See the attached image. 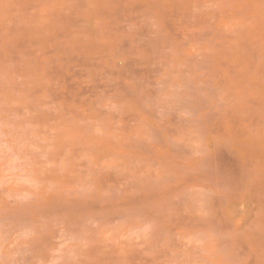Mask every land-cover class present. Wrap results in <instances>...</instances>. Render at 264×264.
<instances>
[{
  "label": "rangeland",
  "instance_id": "1",
  "mask_svg": "<svg viewBox=\"0 0 264 264\" xmlns=\"http://www.w3.org/2000/svg\"><path fill=\"white\" fill-rule=\"evenodd\" d=\"M0 264H264V0H0Z\"/></svg>",
  "mask_w": 264,
  "mask_h": 264
}]
</instances>
